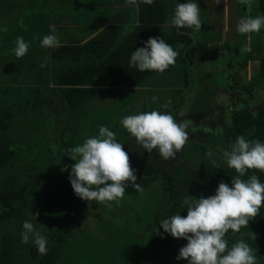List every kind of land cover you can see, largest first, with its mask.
I'll return each mask as SVG.
<instances>
[{
    "label": "trees",
    "instance_id": "1",
    "mask_svg": "<svg viewBox=\"0 0 264 264\" xmlns=\"http://www.w3.org/2000/svg\"><path fill=\"white\" fill-rule=\"evenodd\" d=\"M161 1L163 0H154L151 5L139 3L138 6L129 5L125 1L118 7H94L95 11L90 13L92 10H87V14L81 13L80 8L69 7L71 10L68 8L65 13L91 19L88 25L84 26V30L93 35L83 42L61 44V47L55 49L43 47L45 50L42 60L29 61L26 55L17 59L11 51L14 46L0 47V69H6L5 74L9 73L6 78L0 77V264H55L58 261L60 250L69 236L68 223L83 213L86 202L74 194L69 182V173L75 161L67 155V150L77 146L73 144L70 136L72 133L77 135L76 129L81 124L86 103H93L98 97H104L112 90H121L127 86L137 92L144 90L149 93V84L154 80L159 83L158 78L153 79L152 74L161 73L140 72L134 67H129L130 54L137 48L144 47L150 37H161L179 53L175 65L165 71L173 73L175 80H179V86L160 88L177 92L178 95L177 103L168 106L165 112L173 115L177 123L183 120L191 121L187 129L189 139L183 150L178 153L179 159L184 160L183 157L188 155L187 149L191 150L194 156L191 162L184 165H175L184 163L180 160L172 163L176 159L163 164L160 163L161 158L157 152L154 158H150V153L131 136H128L129 140L124 145L122 142L126 140V136L120 138L121 134L117 135L116 131V141L123 144L125 151L127 148L133 149L134 152L128 155L130 161L135 163L131 166L135 169L136 183L141 189L152 184L159 185L161 189L152 221L151 260L148 259L147 264H162L163 261L166 264H187L186 260L176 259L179 249L185 246L187 241L172 238L164 233L159 227V221L177 213L186 216L187 209L182 207V201L188 197L189 192H197L201 185L206 188L205 197L214 195L221 181L231 187V179L238 174L227 167L223 156L216 161L219 168L213 167L211 161L217 154L230 150L229 144L234 142L237 136L243 135L246 140L249 136L264 138V97L254 105V112L251 111L250 100L254 95L252 92L255 93L253 88L258 86L259 81L264 80V52L258 59L256 71L250 74V79L246 82L239 77L240 67H245L246 60L255 58L251 51L245 50L240 58L235 55L233 64L231 59H225L222 64L224 67L219 65L218 70L223 75V82L206 81L194 66L202 60V55L196 57L189 54L194 48L193 43L189 39L183 41L179 36L181 34L175 32L171 24H162L165 19L160 16L165 12H162L160 7ZM185 2L188 0H171L169 3L172 5V15L176 4ZM254 5L257 16H264V0H256ZM109 8L115 12L109 17V21L105 19V25L101 28V14H105ZM234 12L228 11L226 40H235L238 37L245 40L246 36L236 31L241 17ZM116 15L117 19L114 17ZM222 20V16L215 15L213 22H201L203 35L208 36V40L214 42L215 46L224 41L220 32L217 33V25H222ZM206 45L199 44V48L203 51ZM236 47L238 48L234 45L232 49ZM42 64L46 66L41 67ZM226 64L230 65L231 69L225 77ZM213 76V79H216L215 75ZM231 77L232 82L229 83ZM194 83L200 84L194 86ZM206 84L208 89L204 88ZM222 87L230 90V100L219 102L217 105L213 99L211 105H207L205 102L209 97L205 98V95ZM152 89L156 90L155 87ZM234 90H238V93ZM145 97L147 99V96ZM43 103L50 106L49 115L53 116L48 117V122L52 125V141L50 143L47 140L45 143L42 139L39 140L30 155L22 157L13 146L14 138L30 136L35 142V137L39 135L38 131L44 124L41 114ZM97 105L99 108L103 107ZM124 106L116 107L121 110ZM97 109L94 107L88 111L87 126L92 135L83 140L79 139L81 144L78 145H82L87 138L98 136L100 126L111 128V123L98 121L105 108L95 117ZM112 109L114 112L115 107ZM224 109L230 110L229 117L233 124L231 140L228 135L227 138L214 143L206 140L208 136L204 132L196 134L201 128L195 122L199 124L203 119H213L215 113L221 116ZM63 113L65 117L62 116ZM192 126L196 130H193ZM211 143L213 150H216L217 144L220 148L218 153L209 158L204 154L206 146ZM252 175L254 173L250 170L241 179L247 180ZM260 182L264 183V179ZM138 192L129 185L125 194L135 195ZM37 207L40 211L35 220L31 214L37 213ZM25 221L32 222L35 229L47 238L46 254L41 255L31 239L27 244L21 242L22 225ZM65 221L67 223L63 225ZM251 234L255 235V240ZM225 239L229 248L243 239L255 250L258 264H264V207L260 209L259 216L249 221L247 228H242L239 233L229 230Z\"/></svg>",
    "mask_w": 264,
    "mask_h": 264
},
{
    "label": "clouds",
    "instance_id": "2",
    "mask_svg": "<svg viewBox=\"0 0 264 264\" xmlns=\"http://www.w3.org/2000/svg\"><path fill=\"white\" fill-rule=\"evenodd\" d=\"M153 2L154 0H126L127 4L137 6L139 3L151 5ZM240 2L249 5L251 0ZM200 10L196 0L177 3L168 22L176 28L200 31ZM50 28L51 34L43 36L40 46L52 49L61 47V42L55 35V26ZM262 28L264 16L241 18L236 25L237 33L249 39L251 34L259 33ZM28 48L29 44L21 36L17 37L11 51L20 59L27 54ZM178 55L161 37H150L144 47L137 48L130 54L129 67L140 72L163 73L175 65ZM190 123L191 121L184 120L177 123L173 115L155 110L127 115L120 120V125L137 144L148 153L156 150L165 161L174 159L183 150L189 139L187 129ZM115 136L114 131L100 126L98 136L87 138L82 145L67 150V155L75 161L71 166L69 182L74 194L81 200L89 203L95 201L110 208L112 203L119 204L124 198L129 185L134 190H142L136 183L137 177L130 157ZM229 149L222 153L223 159L227 167L238 174L231 179V187L221 181L214 195L200 198L188 196L182 201V207L187 209L186 216L177 213L159 221V227L164 233L187 241L179 249L177 260H186L187 264H258L256 252L247 242L241 239L229 248L225 237L229 230L239 233L242 228H247L249 221L259 216L260 209L264 207V183L256 175L247 180L241 179L250 170L264 172V142L246 140L240 135L229 144ZM206 155L211 158L214 153L208 150ZM211 162L213 167L219 168L215 160ZM31 215L36 220L38 213ZM22 227L21 242L27 244L31 239L38 252L46 254L47 238L30 221H25ZM156 231L157 228L154 232ZM251 235L255 240V235Z\"/></svg>",
    "mask_w": 264,
    "mask_h": 264
},
{
    "label": "rangeland",
    "instance_id": "3",
    "mask_svg": "<svg viewBox=\"0 0 264 264\" xmlns=\"http://www.w3.org/2000/svg\"><path fill=\"white\" fill-rule=\"evenodd\" d=\"M196 2L201 11H203H200V19L202 17L204 18L201 19V22H211L215 15H217V17L222 16V25H217V27H219V29H217V33L220 32V35H222V40H224L221 45L215 46V44H213L214 42H210L208 40V36L206 37L203 35L202 29L200 31H194L190 28H178L179 30L177 31V28L173 26V30L181 34L179 36L183 41L189 39L193 43L194 48L192 53L189 54H191V56L194 54L196 57L202 55V60L197 62V65L194 64L199 75L201 78H206V81L217 80L218 82H223V75L218 70L219 65L223 66L222 64H224L225 59L226 61L231 59L233 64L235 55L237 54V57L240 58L242 51L245 50L246 52L251 51L255 58L254 60H246L245 67H240L241 69L239 70V77L242 81L246 82L247 79H250V74L253 71H256L258 59L264 52V28H262L259 33L251 34V39L246 36L245 40H242L240 37L235 40L231 39L232 41L226 40L227 37L225 33L227 24L229 22L228 11H235L234 13H236L237 16L240 15L241 18L248 16L256 17L257 14L254 5L256 0H251L249 5L242 4L240 0H219V3L217 0H208V2L196 0ZM235 6L237 10L235 9ZM75 7L80 8L79 4H77ZM160 7H162V12H165V14L160 16L165 19V21H162L163 23H161L165 26H169L170 23L168 21L170 16H172V12H170L172 5L169 4L168 6L165 0L160 2ZM42 8L45 10L44 6L39 8L34 5L29 8V11H36ZM65 8L68 9V7ZM74 9H72V11ZM53 11L55 12L56 9ZM14 13L15 12L13 11V16H15ZM90 21L91 19L80 18L79 15L75 14L71 16V18L65 19L63 22V27H61V25L57 27L55 35L59 38L61 44L81 42L83 39H87L93 35V33H87V31L84 30V26L88 25ZM103 24L105 25V23ZM103 24L100 25L101 28L103 27ZM4 31L7 32L8 29H4ZM4 31L1 30V33H5ZM199 44L207 45L202 51L199 48ZM234 45L239 46L238 53H232L230 50ZM40 47L41 46L39 43H31L29 45L26 54L29 61L42 60L45 49ZM254 64H256V66ZM192 66L193 65L190 67L192 68ZM211 67L215 68L213 69ZM230 69V65L226 64L225 77L230 73ZM6 72V69H0V77L6 78L9 74H5ZM213 75H215L216 79H213ZM152 76L153 79L158 78L159 83L155 80V82H151L152 84H149L151 86L149 93L144 90L137 92V90L131 89L127 86L125 88H121V90H112L106 93L104 97H98L93 103H86L81 124L76 129L77 135L72 133L70 136L71 140H73V144L78 146L80 143L78 142L79 139L83 140L86 137L92 135H90L91 131L89 130L87 124L89 123L88 111L94 107L98 108V111L94 113L95 117H98L100 115L99 113L105 108L104 113L100 116V118H98V121L102 122L104 120L106 123H111L112 126L109 128V130L114 132L117 131V135L121 134L120 138L126 136V140L122 142L125 145L129 140L128 136H130V134L127 133V131L120 125V120L123 117L127 115H135L142 111L155 110L165 113V109L168 106L176 104L178 101L177 92H172L170 90H166V92L165 89H161L160 86L168 87L171 85L172 88L177 87L179 86V80H175L176 77L173 76V73L168 71L158 75L152 74ZM1 79L2 78H0V80ZM228 82H232V77ZM224 83L225 85L227 84L226 79ZM195 84L200 83H194V86ZM225 85L221 84V86ZM152 87H155L156 90H153ZM159 88L161 90H159ZM204 88L208 89V84H206V87ZM229 91L230 90H227L224 87L217 89L215 92L210 91V93H207L208 95H205V98L209 97V99H206L207 102L205 103L207 105H211V101H213V99L216 101L217 105L219 102H228L230 100ZM253 91H255V93L252 92L254 95L253 97L251 96L250 100H252L251 111L254 112V103H256V100L260 101L264 97V80L261 82L259 81L258 86L254 87ZM236 92L238 93V90ZM145 96H147V99ZM154 97L155 100H153ZM97 104L100 106L102 105L103 107L99 108ZM133 104L135 106V110ZM164 105H167V107H163ZM113 106L115 107L114 112L112 109ZM116 106H124V108L119 110V107ZM41 108L44 124L39 129V135L35 137V142H33V139L30 138V136L14 138L13 146L17 148V150L20 152V156L22 157H25L26 155L29 156L30 152L35 147V145H37L36 143L39 140L42 139L45 143H47V140L50 143L52 141V125L48 122V117H53L52 115H49L50 106L43 103L41 104ZM118 111L121 114H119ZM178 114L180 115V112H178ZM229 115L230 110L224 109L222 115L220 116L218 114L217 116L220 117L216 116L215 120L203 119V122H200L199 124L195 122V124L201 128V130L196 131V134L204 132V134L208 136L207 139L205 136V139L208 141H214V143H217L218 140L227 138L228 135L230 136L233 130V124L232 121H230ZM62 116H64V113ZM192 128L193 130H196L193 126ZM253 128H256V126H253ZM121 131H124V133H121ZM64 136L67 137L68 135ZM253 139L264 142V138L252 137L250 140ZM116 140L118 139L116 138ZM212 144L213 143H211L209 146H206V152L211 150L213 153H218V148H220L219 144L216 145V150H213ZM127 149L128 150L126 152L129 154L134 152L132 151L133 149ZM187 151L188 155L183 157L184 160H180L178 157L179 154L177 153L176 157L174 158L176 160L172 163H177L179 160L180 162L184 163L175 165H184L191 162L194 155L192 154L191 150L187 149ZM206 152L204 154L205 156H207ZM155 155H157L156 151L153 150V152L150 153V158H154ZM201 156L203 157V155ZM222 156V153L219 155L217 154V156L212 160L217 161ZM160 160V163L163 164H166L167 162L162 158ZM130 162L131 164H135L132 160ZM251 171L260 179V181L264 179V172L256 170ZM155 185L156 184H152L147 188H143L135 195L124 194V198L119 202V204L112 203L110 208L104 204L96 203L95 201L90 203L86 201L83 213L68 223L69 236L65 239L64 245L60 250L61 253L59 259L55 262V264H147V260H151L152 254L150 241L153 230V216L157 210L158 200L161 196V189L159 185H156V187ZM205 192L206 188L201 185L197 192H189L187 196H193L194 198H200L201 196L205 197ZM35 211L39 213L40 210L37 207L35 208ZM66 223L67 222L65 221L63 225H66ZM162 264H166L165 261H163Z\"/></svg>",
    "mask_w": 264,
    "mask_h": 264
},
{
    "label": "crops",
    "instance_id": "4",
    "mask_svg": "<svg viewBox=\"0 0 264 264\" xmlns=\"http://www.w3.org/2000/svg\"><path fill=\"white\" fill-rule=\"evenodd\" d=\"M125 1L126 0H81V1L80 0H0V19H1L0 47L1 46L15 47V41L17 37H21V36L24 38L25 42H27L29 45L31 43L40 44V40L43 38V36L51 34L50 26H55V29H57L59 25L63 27L64 26L63 22L65 21V19L71 18L72 15L65 13V11H67V8L65 7L68 8L75 7L77 6V4H79L80 12L87 14L89 13L87 12V10H92L90 13H93L95 11L94 7L97 6L118 7ZM203 1L208 2V0H203ZM166 2L167 5L169 6L170 4L169 2H171V0ZM34 5L39 8L44 6L45 10L42 8L36 11H29V8ZM236 6L235 9L237 10ZM52 9L53 10L56 9V11L52 12ZM69 9L71 10V8ZM13 11L15 12L14 13L15 16H13ZM114 12H115L114 10L109 8V10L106 12L108 13L107 15L106 13L101 14L102 19L100 20H102V22L100 21L101 22L100 25L105 23L104 22L105 19L109 21L110 20L109 17L112 16ZM170 12H172V9L170 10ZM114 17L115 19H117V15ZM211 22L213 21L211 20ZM4 29H8V31L5 32ZM1 30L4 31L5 33L2 34ZM84 40H86V38L83 39L81 42H83ZM238 48L236 47L230 50L232 51V53L234 52L237 53L239 52ZM260 101L256 100V103ZM256 103H254V105ZM216 115L218 114L217 113L213 114V120H215ZM229 138L231 140L232 137L229 136ZM251 138L252 137L250 136L248 137L249 140Z\"/></svg>",
    "mask_w": 264,
    "mask_h": 264
}]
</instances>
